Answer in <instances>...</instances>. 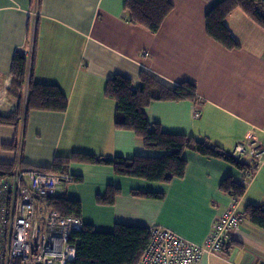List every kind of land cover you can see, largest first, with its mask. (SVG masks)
I'll use <instances>...</instances> for the list:
<instances>
[{
    "label": "crops",
    "instance_id": "0c3cea01",
    "mask_svg": "<svg viewBox=\"0 0 264 264\" xmlns=\"http://www.w3.org/2000/svg\"><path fill=\"white\" fill-rule=\"evenodd\" d=\"M126 0H0V114L26 105L11 95L12 63L17 51L28 57V76L59 86L68 98L64 111L31 109L25 129L0 124V162L52 167L55 157L75 151L106 156H157L133 131L115 126L116 101L105 94L107 80L122 74L140 84L146 71L169 85L185 81L196 99L154 100L145 107L149 120L166 132L206 140L229 154L253 134L264 145V27L238 7L224 19L238 46L229 48L209 35L206 15L220 0H170L172 9L154 31L130 21ZM18 141L16 149L5 147ZM182 177L151 181L119 175L106 164L74 161L68 173L80 179L59 186L55 195L84 196L109 219L90 222L98 230L118 222L162 225L202 244L234 196L220 188L233 177L244 184L239 211L264 204V164L241 169L224 158L185 149ZM87 188L79 191L86 182ZM108 185L121 188L113 204L96 196ZM135 190L163 192L162 198ZM84 192V194H82ZM80 194L84 196H78ZM78 197V198H77ZM223 255H205L199 264H264V229L242 217L227 237Z\"/></svg>",
    "mask_w": 264,
    "mask_h": 264
},
{
    "label": "trees",
    "instance_id": "16d2710c",
    "mask_svg": "<svg viewBox=\"0 0 264 264\" xmlns=\"http://www.w3.org/2000/svg\"><path fill=\"white\" fill-rule=\"evenodd\" d=\"M40 3L41 0H36ZM242 8L257 23L264 27V0H220L207 12V30L210 36L225 46L234 48L238 42L232 37L224 19L235 8ZM125 8L130 21L142 24L151 30H158L162 21L172 9L170 0H126ZM12 82L9 87L11 95L19 101L24 98L27 85L28 93L23 113L22 104L9 115L0 114V124L14 125L25 129V118L31 109L64 111L68 98L62 89L51 83L36 82L28 76V57L17 51L12 63ZM105 94L116 101L115 126L133 131L142 138L147 148L159 149L163 153L157 156L135 155L133 157L106 156L91 152L75 151L70 155L56 156L52 167L56 172H68L69 164L74 161L110 165L119 175L142 177L151 181L168 182L173 178L182 177L187 161L183 156L185 149H192L203 155L224 158L235 163L241 169H254L249 163H239L229 154L216 146H211L206 140H199L184 133L164 131L158 123H153L147 117L145 107L154 100L196 99V87L185 81L177 85H169L155 75L144 71L140 76V84L136 86L133 80L122 74H116L107 80ZM18 141L6 144L5 147L16 149ZM26 162L21 167L27 166ZM15 162H0V176L12 174ZM81 176L76 177L80 179ZM245 185L233 177L221 181L220 188L240 198L245 192ZM121 188L108 185L103 193L96 196L99 204H113ZM135 194L144 197L162 198L163 192L135 190ZM45 204L64 215L80 217L83 206L79 199L67 198L61 195L45 197ZM244 217L264 229V204L246 205ZM151 234L147 226L118 222L113 230H98L91 223H83L80 230L71 235V242L77 247L75 264H137L141 258ZM228 243V242H227ZM226 243V245H227Z\"/></svg>",
    "mask_w": 264,
    "mask_h": 264
},
{
    "label": "built area",
    "instance_id": "2783aa9c",
    "mask_svg": "<svg viewBox=\"0 0 264 264\" xmlns=\"http://www.w3.org/2000/svg\"><path fill=\"white\" fill-rule=\"evenodd\" d=\"M229 155L258 169L264 164V145L253 134L238 142ZM75 179L68 172L21 166L0 176V264H75L77 247L70 239L84 222L48 208L44 202L59 186ZM242 217L239 198H235L202 244L168 227L152 225L149 243L137 264H199L205 255H223L226 237Z\"/></svg>",
    "mask_w": 264,
    "mask_h": 264
},
{
    "label": "rangeland",
    "instance_id": "374dc122",
    "mask_svg": "<svg viewBox=\"0 0 264 264\" xmlns=\"http://www.w3.org/2000/svg\"><path fill=\"white\" fill-rule=\"evenodd\" d=\"M25 102L22 104L24 105ZM22 109H23V106H22ZM87 180L86 182H84L80 188H79V191H84V189L87 188ZM82 194H84V192H82ZM82 194L79 193L78 196H81ZM84 196V195H82ZM89 197V196H88ZM87 196H84L83 199L84 202L83 203V206L90 218V222H95L96 224H102L104 223V220L106 221L107 219H109V217L105 214H103L102 212L98 211L95 207H96V204L95 202L93 201V198L90 200ZM78 198V197H77ZM80 199V198H79Z\"/></svg>",
    "mask_w": 264,
    "mask_h": 264
}]
</instances>
